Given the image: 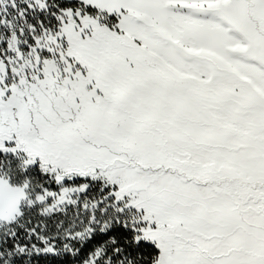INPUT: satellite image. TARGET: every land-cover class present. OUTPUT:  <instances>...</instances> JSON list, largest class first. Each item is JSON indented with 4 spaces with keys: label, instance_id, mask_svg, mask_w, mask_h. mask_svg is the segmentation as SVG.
Masks as SVG:
<instances>
[{
    "label": "snow or ice",
    "instance_id": "6c2138e0",
    "mask_svg": "<svg viewBox=\"0 0 264 264\" xmlns=\"http://www.w3.org/2000/svg\"><path fill=\"white\" fill-rule=\"evenodd\" d=\"M0 264H264V0H0Z\"/></svg>",
    "mask_w": 264,
    "mask_h": 264
}]
</instances>
